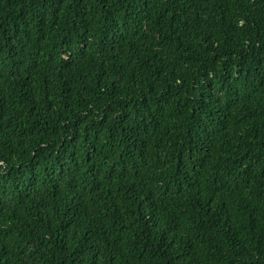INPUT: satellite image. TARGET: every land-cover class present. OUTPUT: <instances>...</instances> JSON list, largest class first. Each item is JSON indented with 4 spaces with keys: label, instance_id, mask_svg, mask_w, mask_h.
Masks as SVG:
<instances>
[{
    "label": "trees",
    "instance_id": "16d2710c",
    "mask_svg": "<svg viewBox=\"0 0 264 264\" xmlns=\"http://www.w3.org/2000/svg\"><path fill=\"white\" fill-rule=\"evenodd\" d=\"M0 264H264V0H0Z\"/></svg>",
    "mask_w": 264,
    "mask_h": 264
}]
</instances>
